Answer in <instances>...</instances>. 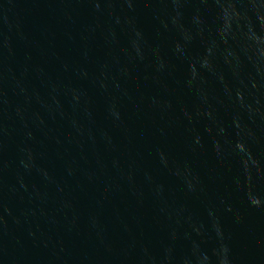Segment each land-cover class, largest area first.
<instances>
[{"label": "water", "instance_id": "water-1", "mask_svg": "<svg viewBox=\"0 0 264 264\" xmlns=\"http://www.w3.org/2000/svg\"><path fill=\"white\" fill-rule=\"evenodd\" d=\"M0 264H264V0H0Z\"/></svg>", "mask_w": 264, "mask_h": 264}]
</instances>
